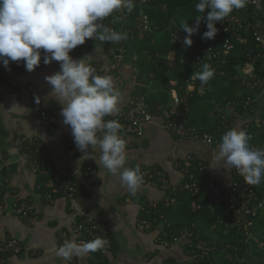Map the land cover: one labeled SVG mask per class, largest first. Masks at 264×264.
I'll return each instance as SVG.
<instances>
[{"label": "crops", "instance_id": "1", "mask_svg": "<svg viewBox=\"0 0 264 264\" xmlns=\"http://www.w3.org/2000/svg\"><path fill=\"white\" fill-rule=\"evenodd\" d=\"M168 28L170 29L169 26ZM132 29L119 31L128 35V38L123 40L126 56L121 65L110 74L122 93L119 112L127 109L130 101L136 96L147 97L151 102H161L156 98L163 90V84L156 73L143 78L137 68V62L142 60V54L145 55L143 58H151L148 52L140 50V47L148 38L157 34V28L147 33L134 26ZM154 42L155 38L152 40V43ZM97 43L99 44L94 38L88 39L83 45L72 50L70 55L77 60L92 56L94 59L92 64H109L111 47L108 49L103 43L102 51L96 53ZM58 71L60 63L56 61L47 65L41 63L32 72L26 71L23 61L12 62L9 68L0 65V242L16 238L23 245V250L18 255H0V264H176L186 261L188 257L184 237L177 242L163 238L166 236V227L168 224L171 225L170 214L173 212H169L167 217L162 214L156 218L146 215L143 207L155 202L161 209L167 208L163 203L169 200L172 194H179L181 192L179 188L186 180V175L177 162L183 161L191 154L205 162L206 168L199 176V183L203 187L212 182L223 186L230 185L233 179L239 176L235 169H226L222 161L217 163L211 160L221 141L210 144L198 137L177 136L166 128L163 119L157 116L152 123L145 126L141 136L126 139L125 167L139 165L141 169H160L169 180L168 188L164 189L159 179L154 177L153 181L143 180L136 195H131L121 183L119 175L98 167L96 163L99 159L98 152L93 157L99 183L88 187L84 175L85 161L80 162L85 153L76 145L70 144V139L73 138L72 130L63 122L62 106L55 98L49 96L51 85L45 77ZM195 71L198 70L191 65V71L187 77L184 75L186 79L182 84L176 79L170 80L175 88L171 90L168 103L176 94L184 95L189 92L188 77ZM216 77L213 75L203 86L198 81L202 89L194 91V95L189 96L186 106L189 123L203 134H213L212 131L218 127L216 125L221 117L229 112L222 104L214 102L209 95L208 84ZM8 84L17 91L7 90L5 85ZM239 90L242 91V87ZM245 94L242 99L250 95ZM37 96L41 99L39 104L36 103ZM253 96V100L247 105L244 104L243 113L237 118H231L235 122V127L245 131L251 129L252 135L255 124L264 126V95ZM207 103L213 105L214 112L204 115L208 110ZM37 110H46L49 113L51 121L49 127L43 126ZM252 145L264 149V146ZM33 147L35 150H32ZM29 150L37 152V159L51 164L54 169H70L75 173V181L79 188L77 202L63 196H57L53 202L44 199L46 178L33 169L27 157ZM91 151L89 149V152ZM209 165H213L214 168ZM255 186L259 192H264V180ZM24 201L31 206V212L27 215L16 211L17 205ZM75 204L86 207L109 224L111 246L109 249L81 254L73 260H65L58 255L59 233L62 230L71 231L72 206ZM179 204L180 201L168 207L173 205L172 209L176 211ZM209 208V214L202 216V223L207 224L212 216H219L213 204H210ZM190 209L192 210V203ZM156 212L160 213L158 210ZM179 213L177 217L174 214V218L185 224L187 216L184 212L180 215ZM142 219L151 220L148 229L141 228ZM217 219H219L217 223L221 224L220 218ZM262 219L261 223L264 225V217ZM217 223L206 226L209 228L207 231L209 233L216 231ZM184 228L187 227H183L180 232ZM71 240H75L73 235ZM250 262L264 264V251L253 249Z\"/></svg>", "mask_w": 264, "mask_h": 264}, {"label": "clouds", "instance_id": "2", "mask_svg": "<svg viewBox=\"0 0 264 264\" xmlns=\"http://www.w3.org/2000/svg\"><path fill=\"white\" fill-rule=\"evenodd\" d=\"M246 3L247 0H198L195 9L202 15L195 18L193 26L181 25L187 33L185 47L193 44L192 36L200 32L202 20L207 21L202 38L214 39L217 23ZM134 7V0H0V65L9 68L12 62L23 61L26 71L32 72L41 64L42 57L45 65L59 62L60 71L45 79L51 85L49 96L62 106L63 122L71 127L76 147L85 153L80 162L98 152V167L119 175L133 196L143 182V172L139 165L125 167L127 152L122 125L118 120L105 119L120 111L122 93L111 75L96 72L92 56L77 60L70 53L92 38L99 42L96 53L102 51L105 42L126 40L127 33L113 30L103 21L121 9L131 13ZM213 75L214 69L205 63L190 80H199L203 86ZM40 102L37 96L36 103ZM249 140L245 130L230 128L211 160L222 161L226 169H235L245 183L259 185L264 180V149L251 147ZM107 243L102 237L81 243L65 240L58 255L71 260L73 256L101 250Z\"/></svg>", "mask_w": 264, "mask_h": 264}, {"label": "built area", "instance_id": "3", "mask_svg": "<svg viewBox=\"0 0 264 264\" xmlns=\"http://www.w3.org/2000/svg\"><path fill=\"white\" fill-rule=\"evenodd\" d=\"M126 13V9H121L120 13L115 16L116 20L124 18ZM206 23L207 21L201 22L200 32L192 36L193 44L190 47H185L183 44L187 33L179 28H176L172 33V42L188 50L187 62L191 63L198 71H201L202 65L207 63L214 69L215 76L231 81L228 73L232 72V69L229 67L226 69V66L230 65L232 53L240 45H243L245 61L236 76V79H239V82L237 81V91L242 87L244 93H250L244 99L245 105L253 100V95H264V0H247L244 8L234 10L224 20L218 22L216 25L218 32L214 39L205 40L202 38L203 32L207 31ZM134 27L140 28L146 33L154 30L147 15L140 18ZM110 28L117 31L114 27ZM126 30L130 31L133 29L127 28ZM110 53L111 61L109 64H92L98 74L110 75L112 71L121 65L126 56V48L123 41L113 43ZM41 63H43V57ZM136 72H138L137 69ZM190 77L191 75L188 77V82L189 85H192V88L189 89L188 85L189 92L184 95L176 94L170 103L151 102L144 96H136L130 101L127 109L107 118V120L119 121L122 125L121 135L125 140L133 136H141L144 133L145 126L152 123L155 117L160 116L163 119L164 126L177 136L198 137L210 144L219 142L213 134H201L196 126L189 125L186 115L188 98L194 95V91H201L202 89L198 85L199 80L192 81ZM5 86L9 91H17L10 84ZM233 104L234 102L230 101L224 106L226 111L229 112L221 117L220 124L215 130L222 131L223 135L235 124L230 117V111L234 108ZM37 113L42 119L43 126L49 127L51 125L49 113L46 110H37ZM246 132L251 139L252 133L250 130L247 129ZM70 142V144L75 145L73 138L70 139ZM250 146L257 148L252 144ZM36 153L29 150L27 157L30 159L33 169L46 178L43 189L44 199L53 202L57 196H63L70 201H78L79 188L75 181V173L70 169H54L51 164L39 161ZM87 159L85 160L84 169L85 182L88 187H92L99 183V178L94 157L89 156ZM177 165L182 168L183 173L186 175V180L180 186L179 191H186L193 195L206 193L211 201L220 208V223L223 224L225 232L234 231L236 233V240L225 244L220 249V252L224 254L225 251H231H229L232 260L231 264H254L250 262V255L253 249L264 251V241L254 231L256 219L264 211V192H259L255 185L245 183L240 176H236L228 186L212 182L208 186L203 187L199 183V176L204 172L206 165L201 160L196 164L195 157L192 154L188 155L183 161H178ZM141 170L144 181H152L154 177H157L163 188H168L169 180L160 169L148 168ZM177 195L178 193L172 194L163 205L168 207L172 203H177ZM72 209L73 224L71 231H60L58 246L60 247L65 240H71V235H73L77 243L102 237L108 243L101 250L109 249L112 237L109 224L82 205L75 204ZM201 209V204L195 201L192 203L193 211ZM155 210L161 211V207L155 202L143 207L145 214L152 217ZM16 211L27 215L31 212V206L24 201L17 205ZM150 224L151 220H141L142 229H148ZM193 236L194 231L185 228L181 236L173 238L172 242H177L181 237H184L187 246L188 259L176 264H210L215 252L219 251L217 250L218 248L209 246L205 240H196ZM22 250L23 245L19 239L11 238L0 242V255H18ZM75 257L73 256L71 260Z\"/></svg>", "mask_w": 264, "mask_h": 264}, {"label": "trees", "instance_id": "4", "mask_svg": "<svg viewBox=\"0 0 264 264\" xmlns=\"http://www.w3.org/2000/svg\"><path fill=\"white\" fill-rule=\"evenodd\" d=\"M134 3L135 7L133 11L131 13L127 12L124 18L116 20V15H112L106 18L103 23L106 24L108 27H114L117 31H121L123 29L133 28V26L136 25L138 20L144 15H147L150 18L151 27L153 29L157 28L158 31L157 34H155L154 36L152 35L150 38H148V40L140 47V50H146L148 52L147 54L151 58H143L145 55L142 54V60H139L137 62V68H139V71L141 73V76L143 75V78L144 76H148L153 73H156V76L160 77V82H162L161 84H163V90L160 91V93L157 95L156 100L161 101V103L168 104L167 101L170 98L171 90L175 88V86L170 83V80L176 79L179 84H182L186 79L185 76L187 77V75L191 71L192 64L187 62V58L189 55L188 50L172 42L171 40L172 33L175 31L176 28L182 30L181 25L175 23L177 10L180 5L187 4L188 1L134 0ZM203 21L206 20H202L201 22ZM168 26L170 27V29L168 28ZM158 32H162L163 34L159 35ZM154 38L155 42L152 43V40H154ZM105 45L109 49L113 46V43L105 42ZM243 50L244 46L240 45L239 48L232 53L230 65L226 66V69H228V67L232 69V72L228 73V76L229 78H231V81H228V79H225L223 77H216L213 81L208 84L210 88L209 95L212 96L214 102L216 101L217 103H220L223 106L227 105L230 101L234 102V109L231 110L230 115L232 119L237 118L238 115L243 113L245 109L244 99H242L245 93L243 92V90H240V92H238L240 93V95L236 93V90H238L237 81L239 82V79H236V76L239 70L242 68L243 62L245 61ZM219 124L220 122H218V125ZM189 125L191 124L189 123ZM254 127L255 128L252 129L253 135L252 138L249 140V143L264 146V126H259L255 124ZM249 130L251 132V129ZM212 133L215 138H217L220 142L223 136L222 131H214L213 129ZM32 150H35L34 147L32 148ZM195 162L196 164L197 162H199V159H197L196 157ZM177 199L178 201H180V204L178 205L179 208L176 211L172 209L173 205L171 207L162 208L161 211H159L160 213L156 212V210L154 211V217L162 214L167 217L169 212H173L172 214H175L176 217L179 212V215L184 212L187 216L185 224L184 222L178 221L176 218L172 220L171 225L168 224V226L166 227V236L163 238L173 240V238L181 236L182 232H180V230L186 226L190 230L194 231V239L205 240L209 244V246L218 248L217 250L219 251L215 252L210 264H231V251H225L223 254L220 252V249L224 247L225 244L231 241H235L236 233L234 231L225 232L223 224L217 223L219 220L217 218L221 216L220 208L215 205L214 202L211 201V199L208 197V195H206V193H203L202 195H193L186 191H181L177 195ZM194 201L202 205L201 211L194 212L190 209V205ZM210 204H213L215 206V209L218 211L217 214H219V216H212L207 224L205 222L202 223V216H204V214H209ZM183 207H188V209L186 211H183L181 209ZM263 217L264 211L261 212L258 218L256 219L254 231L264 241V229L261 223L263 221ZM198 221H200L199 224L197 223ZM204 223L205 226L202 225ZM215 223H217V227L215 229L216 231L208 233L205 227Z\"/></svg>", "mask_w": 264, "mask_h": 264}, {"label": "rangeland", "instance_id": "5", "mask_svg": "<svg viewBox=\"0 0 264 264\" xmlns=\"http://www.w3.org/2000/svg\"><path fill=\"white\" fill-rule=\"evenodd\" d=\"M188 1L187 4L184 5H180L178 10H177V15H176V19H175V23H178L179 25H182L184 23H189V25H191L193 22H195V18L198 15H202L200 13H198L195 9V5L198 2V0H186ZM159 35L163 34L162 32H158ZM236 92H240L236 90ZM208 110L205 112L204 115H208L210 112H214V108L213 105L210 103L206 104ZM183 211L187 210L188 207H183L181 208ZM174 214L171 215L170 220H174ZM200 221H198L197 223L199 224ZM203 226H205V223L203 224ZM263 229H264V225ZM207 230H209V228L205 227ZM205 229V230H206ZM209 233V232H208Z\"/></svg>", "mask_w": 264, "mask_h": 264}, {"label": "water", "instance_id": "6", "mask_svg": "<svg viewBox=\"0 0 264 264\" xmlns=\"http://www.w3.org/2000/svg\"><path fill=\"white\" fill-rule=\"evenodd\" d=\"M77 202V201H76ZM84 207V206H83ZM86 208V207H85Z\"/></svg>", "mask_w": 264, "mask_h": 264}]
</instances>
